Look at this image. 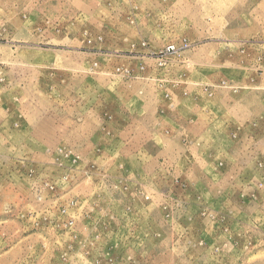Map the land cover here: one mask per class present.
Listing matches in <instances>:
<instances>
[{
  "label": "rangeland",
  "instance_id": "rangeland-1",
  "mask_svg": "<svg viewBox=\"0 0 264 264\" xmlns=\"http://www.w3.org/2000/svg\"><path fill=\"white\" fill-rule=\"evenodd\" d=\"M0 264H264V0H0Z\"/></svg>",
  "mask_w": 264,
  "mask_h": 264
}]
</instances>
